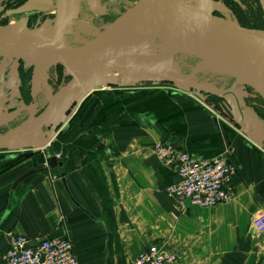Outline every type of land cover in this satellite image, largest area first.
<instances>
[{
    "label": "crops",
    "instance_id": "crops-1",
    "mask_svg": "<svg viewBox=\"0 0 264 264\" xmlns=\"http://www.w3.org/2000/svg\"><path fill=\"white\" fill-rule=\"evenodd\" d=\"M82 106L79 127H61L58 140L0 145V264L9 231L67 237L80 264H135L153 243L179 253V264H264V234L252 235L264 210V147L254 126L249 133L213 102L153 85L89 91ZM161 140L203 158L225 154L237 166L233 198L179 210L166 191L178 175L153 151ZM50 145L64 170L37 172L13 191Z\"/></svg>",
    "mask_w": 264,
    "mask_h": 264
},
{
    "label": "rangeland",
    "instance_id": "rangeland-1",
    "mask_svg": "<svg viewBox=\"0 0 264 264\" xmlns=\"http://www.w3.org/2000/svg\"><path fill=\"white\" fill-rule=\"evenodd\" d=\"M67 1L69 0H66V3ZM70 1L67 5H62L61 13L65 14L68 6L72 8L73 3ZM185 1L215 15L235 20L246 27L264 29V0ZM34 2H38V5L33 4ZM59 2L62 0H22L18 4L8 1V4L0 6V24L21 23L51 35L54 23L62 16L60 10L58 12ZM138 2L139 0H85L87 7H82L70 24L61 27V43L70 47H81L91 43L112 21ZM5 7L8 9L6 10ZM158 44L160 45L159 53L168 46L165 40L160 38ZM167 60L174 62V65L170 66L177 69L179 76L187 78L188 83L126 73H110L96 78L82 77L72 74L61 65L40 66L0 55V145H3L6 134L24 120L40 118L48 111L51 98L46 91V83L55 96L54 111L43 122L27 125L39 127L40 135L34 134L35 132L24 134L20 131L7 141L20 144L23 141L36 139L38 143H47L49 140L52 141V138L53 141L58 140L59 133L62 131L61 127H79L83 116V95L75 97L79 92L78 83L83 85V82L90 84L101 81L108 85L102 84L93 90L117 91L119 88L153 85L156 90H173L189 97L213 102L220 109L229 111L233 118L229 103L223 96V90L232 88L239 100L243 115L248 123L255 127L254 134L264 147V100L256 91L243 82H238L236 77L227 72L201 68V57L196 52L177 51ZM13 68H15V75L11 73ZM202 85L205 89L199 87ZM34 104L36 109L31 112Z\"/></svg>",
    "mask_w": 264,
    "mask_h": 264
},
{
    "label": "water",
    "instance_id": "water-1",
    "mask_svg": "<svg viewBox=\"0 0 264 264\" xmlns=\"http://www.w3.org/2000/svg\"><path fill=\"white\" fill-rule=\"evenodd\" d=\"M76 9L69 15L61 16L54 23L51 35L32 29L21 23L0 24V55L15 58L29 64L61 65L74 75L96 77L110 71H120L133 76L162 77L176 81L182 78L171 74L174 67L156 68L158 60L165 54L183 49L207 54L229 68L234 77H240L245 85L256 91L264 100V29L246 27L230 18L206 11L185 0H139V2L112 21L91 43L81 47H70L60 41L61 26L70 24L78 14ZM138 32L156 33L173 37L176 42L169 44L157 54L146 68L133 60L145 51L144 46L130 48L119 39L131 37ZM112 83V82H111ZM118 83V82H114ZM131 83V82H130ZM132 84H134L132 82ZM101 82L78 83L79 92L75 97L85 95L98 88ZM50 94L48 111L37 119H26L6 134V143L30 123L39 124L48 118L53 110V95ZM205 89V86H199ZM237 123L247 132L253 129L243 115L239 100L232 88L223 90ZM32 143L33 142H29ZM174 147L179 149L175 144ZM59 167L64 170L65 159L57 157L53 145L48 148L45 163L25 172L12 185L14 191L20 182L47 168ZM66 185V178L63 177ZM68 190V187L66 185Z\"/></svg>",
    "mask_w": 264,
    "mask_h": 264
},
{
    "label": "built area",
    "instance_id": "built-area-1",
    "mask_svg": "<svg viewBox=\"0 0 264 264\" xmlns=\"http://www.w3.org/2000/svg\"><path fill=\"white\" fill-rule=\"evenodd\" d=\"M163 164L170 166L178 175V181L166 191L174 199L179 210L189 204L210 208L230 201L234 196L233 176L237 166L227 156L203 158L177 149L166 141L153 146ZM60 158V154L57 153ZM264 234V210H258L252 218L254 239ZM8 247L2 259L4 264H80L72 241L67 237L33 239L9 231ZM180 254L164 245L153 243L135 259V264H179Z\"/></svg>",
    "mask_w": 264,
    "mask_h": 264
},
{
    "label": "bare ground",
    "instance_id": "bare-ground-1",
    "mask_svg": "<svg viewBox=\"0 0 264 264\" xmlns=\"http://www.w3.org/2000/svg\"><path fill=\"white\" fill-rule=\"evenodd\" d=\"M159 38L165 40L166 44H168V45L176 42V39L173 37H166L164 35H159L156 33H146V32L135 33L131 37L119 39V42L124 44L125 46H128V47L133 48V49L138 48L140 46H144L146 48L145 51H143L139 55V57L135 58L133 60V62H136L139 65V67H141V68H146V66L149 64V62L152 60V58H154L157 54H159V50H160L159 49L160 45L158 44ZM177 51H184V50L183 49H175V50L165 54L163 57H161L158 60V62L156 64V68L171 67L170 65H174V62L169 61L167 59H169V57L171 56L172 53L177 52ZM200 57H201V62H200L201 68L210 69L212 71L215 70L217 72L218 71L219 72H227V73L235 76V74L229 68L224 66L222 63H220L218 60L214 59L210 55L200 54ZM110 73H122V72L110 71V72L100 74L96 77H100V76H103L105 74H110ZM171 74L182 78L183 82L188 83L187 78L179 76L176 72H171ZM96 77H94V78H96ZM236 79L238 82H241V80H242L240 77H236ZM98 82H101V81H98ZM101 83L103 84V86L106 85V84H104V82H101Z\"/></svg>",
    "mask_w": 264,
    "mask_h": 264
},
{
    "label": "flooded vegetation",
    "instance_id": "flooded-vegetation-1",
    "mask_svg": "<svg viewBox=\"0 0 264 264\" xmlns=\"http://www.w3.org/2000/svg\"><path fill=\"white\" fill-rule=\"evenodd\" d=\"M8 1H10V2H12V4H18V2H20V1H22V0H0V6L3 4V5H6V4H8ZM70 1V0H69ZM69 1H67V3H69ZM84 1L85 0H72V2L71 3H73V5H72V8L71 7H69L68 6V11L67 12H65V14H63V13H61V11H62V5H67V3H66V0H62V2H59L58 3V12H59V10H60V14H62V16H66V15H69V14H71L72 12H74V10L76 9V5H77V3H78V13H79V11H80V9L82 8V7H87V4L86 3H84ZM110 1H112V0H110ZM115 1V0H114ZM65 2V3H64ZM33 4H36V5H38V2H34ZM22 5V4H21ZM35 6V5H34ZM67 8V7H66ZM71 8V9H70ZM5 9L7 10L8 8H6L5 7ZM69 9L71 10L70 12H69ZM64 25H66V24H64ZM63 26V25H62ZM61 26V27H62ZM22 62H24V61H22Z\"/></svg>",
    "mask_w": 264,
    "mask_h": 264
}]
</instances>
